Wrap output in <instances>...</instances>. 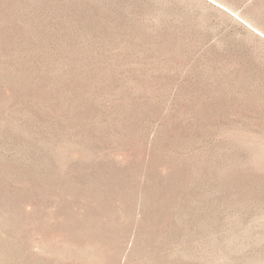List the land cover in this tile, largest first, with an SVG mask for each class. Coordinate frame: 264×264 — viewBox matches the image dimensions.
Wrapping results in <instances>:
<instances>
[{
    "label": "rangeland",
    "instance_id": "rangeland-1",
    "mask_svg": "<svg viewBox=\"0 0 264 264\" xmlns=\"http://www.w3.org/2000/svg\"><path fill=\"white\" fill-rule=\"evenodd\" d=\"M0 264H264V0H0Z\"/></svg>",
    "mask_w": 264,
    "mask_h": 264
}]
</instances>
